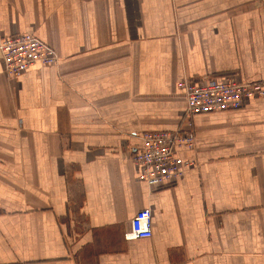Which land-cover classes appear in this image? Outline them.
<instances>
[{
    "label": "crops",
    "instance_id": "1",
    "mask_svg": "<svg viewBox=\"0 0 264 264\" xmlns=\"http://www.w3.org/2000/svg\"><path fill=\"white\" fill-rule=\"evenodd\" d=\"M0 264H264V98L191 118L195 164L150 190L140 134L184 128L185 79L264 80V0H0ZM152 237L125 241L135 213Z\"/></svg>",
    "mask_w": 264,
    "mask_h": 264
},
{
    "label": "built area",
    "instance_id": "2",
    "mask_svg": "<svg viewBox=\"0 0 264 264\" xmlns=\"http://www.w3.org/2000/svg\"><path fill=\"white\" fill-rule=\"evenodd\" d=\"M0 58L3 72L15 78L30 67L55 65L57 52L34 35L16 33L0 39ZM182 91L186 109L184 128L174 131H153L140 134V147L132 153V163L137 169L136 179L150 190L172 185L186 169L194 166L190 160H182L177 154L193 151L195 136L191 118L197 114L216 113L243 107L248 99L264 98V80L258 82L236 81L228 77L212 79L202 77L185 79L177 83ZM152 237L151 211L148 208L135 213L125 241Z\"/></svg>",
    "mask_w": 264,
    "mask_h": 264
}]
</instances>
